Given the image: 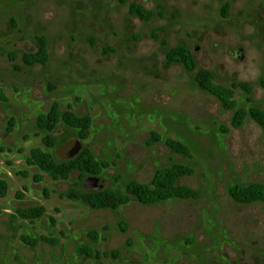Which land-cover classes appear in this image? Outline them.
<instances>
[{
	"label": "rangeland",
	"instance_id": "1",
	"mask_svg": "<svg viewBox=\"0 0 264 264\" xmlns=\"http://www.w3.org/2000/svg\"><path fill=\"white\" fill-rule=\"evenodd\" d=\"M130 2L151 17L131 14ZM37 36L46 40V62L25 65L21 55L35 50ZM160 40L190 48L196 70L210 69L215 83L247 82L251 101L234 88L238 106L264 109V0H0L7 97L0 101V178L8 185L0 197V264H264V203H236L227 193L231 183L264 182V132L248 117L232 127V111L197 87L195 70L164 62ZM52 101L91 117L86 139L63 125L50 133L57 159L71 157L78 140L107 163L97 184L117 191L183 163L193 172L177 184L198 196L131 199L117 209L69 200L63 193L78 182L77 171L52 179L25 163L30 148L47 149L35 117ZM166 138L186 143L190 156L173 152ZM35 204L45 211L34 221L13 217L16 207ZM40 235L56 242L30 246L20 238ZM109 250L116 255H102Z\"/></svg>",
	"mask_w": 264,
	"mask_h": 264
},
{
	"label": "trees",
	"instance_id": "2",
	"mask_svg": "<svg viewBox=\"0 0 264 264\" xmlns=\"http://www.w3.org/2000/svg\"><path fill=\"white\" fill-rule=\"evenodd\" d=\"M124 1V0H120ZM227 4L223 6V13L226 11ZM128 10L131 14L137 15L142 20H148L152 12L137 2H130ZM46 40L43 36H37L35 42V50L23 52L21 60L25 65L44 64L47 59ZM160 44L164 50V62L169 65L172 63H181L188 71H194V82L197 87L215 97L221 107L225 110H231L230 125L234 128L240 127L246 117L250 118L264 132V109L249 105L247 107L238 106L233 98L234 88L242 89L246 96L247 102L251 101L250 86L247 82H231L229 85L214 82V75L210 69L198 68L190 48L183 44L168 46L164 40H160ZM262 84L263 81H262ZM7 100L3 88L0 86V101ZM35 124L40 130V140L47 147L43 149L39 146L30 148L29 155L25 158V163L29 166L37 168L39 171L46 173L52 179H66L73 171L78 172V182L75 186H69L63 193V196L72 201H78L90 208H110L117 209L121 205L134 199L142 204H150L169 199H189L196 198L198 191L184 184H177V179L184 175H189L193 169L183 163H172L168 166L156 168L147 182H140L136 179H129L123 183L122 190H113L108 187H101L96 190H88L82 186V180L86 174L99 175L102 173L103 167L107 166L106 162L98 160L92 149L84 145L73 156L66 159H57L51 149L58 143V139L51 135L58 125H63L68 129H72L75 135L80 139H86L90 133L91 117L89 114H79L70 108L61 109L57 101H52L47 110L38 113L35 117ZM13 126L12 120H8L7 131H11ZM223 131H227L226 127H222ZM152 140H156L158 136L152 133ZM165 143L173 151L182 154L185 157L190 156L189 146L177 139L166 138ZM19 174L26 175V171L20 169L16 171ZM35 180L41 179V175L34 174ZM77 185V186H76ZM7 181L0 178V197L7 194ZM227 193L230 198L240 204H247L254 201L264 203V182L252 181L247 183H231L227 186ZM44 194H47L44 191ZM18 198L22 197L20 191H16ZM45 208L42 204L32 206H18L15 208V215L23 220L30 222L43 215ZM1 212V204H0ZM54 221L53 217H50ZM120 230L126 228L123 220L119 221ZM104 228V227H103ZM89 234L95 238L99 231L91 230ZM27 245L35 246L39 240L47 241L51 244L56 239L40 235L38 238L28 236L20 237ZM106 239L105 236H103ZM78 250H85L78 248ZM117 250L103 251L102 255L115 256ZM87 254H90L89 252ZM99 252L91 253L99 257Z\"/></svg>",
	"mask_w": 264,
	"mask_h": 264
},
{
	"label": "water",
	"instance_id": "3",
	"mask_svg": "<svg viewBox=\"0 0 264 264\" xmlns=\"http://www.w3.org/2000/svg\"><path fill=\"white\" fill-rule=\"evenodd\" d=\"M72 155L77 153V151H79L80 149V143L78 140H75L74 143L72 144ZM83 186L84 188L88 189V190H96L101 188V185L97 184V177L94 175H90L88 177L85 178L84 182H83Z\"/></svg>",
	"mask_w": 264,
	"mask_h": 264
}]
</instances>
